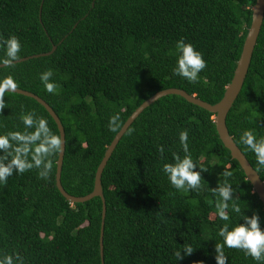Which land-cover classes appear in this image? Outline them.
Returning <instances> with one entry per match:
<instances>
[{"label": "trees", "instance_id": "trees-1", "mask_svg": "<svg viewBox=\"0 0 264 264\" xmlns=\"http://www.w3.org/2000/svg\"><path fill=\"white\" fill-rule=\"evenodd\" d=\"M255 0H0V39L16 36L20 58L48 55L0 67V79L11 76L18 88L45 100L65 132L61 170L63 188L75 196L93 190L96 169L115 136L109 119L121 124L147 98L166 88L184 89L210 104L218 102L230 82L252 19ZM183 39L202 53L206 68L197 83L175 75ZM0 48V59L4 57ZM53 72L59 94L40 80ZM0 134L27 131L21 115L35 112L54 119L37 100L6 92ZM23 106V109H21ZM234 142L264 182V168L241 143L245 130L264 137V18L243 85L226 116ZM119 139L101 175L106 204L103 228L104 264H216L215 245L222 242L213 193L223 183L234 189L242 213H256L264 229V205L237 160L222 143L214 114L180 95L167 94L147 106ZM188 130L193 161L202 171L200 192L175 189L162 171L173 153L184 156L179 133ZM165 149L163 158L157 146ZM2 154V153H0ZM57 156L47 180L36 169L13 173L0 187V260L19 254L24 264H102V200L70 202L55 183ZM259 168V170H257ZM238 197V199H237ZM229 201V228L243 223ZM190 245L181 261L174 253ZM227 264H264L243 251L225 247Z\"/></svg>", "mask_w": 264, "mask_h": 264}, {"label": "clouds", "instance_id": "clouds-1", "mask_svg": "<svg viewBox=\"0 0 264 264\" xmlns=\"http://www.w3.org/2000/svg\"><path fill=\"white\" fill-rule=\"evenodd\" d=\"M21 43L16 36H10L7 39H0V48L4 49V57L0 59V64L6 68H13L15 62L19 60L21 53ZM176 49L179 53L177 65L173 69L175 75H178L188 82L197 83L199 74L206 68L207 63L203 59L201 52L195 49L191 43H186L182 38L177 41ZM53 72L46 70L40 74V80L46 91L50 94H59V85L51 81ZM18 84L11 76L0 79V113L7 107L5 101L6 92H15ZM23 109V106H21ZM25 129H33L27 131H11L6 134H0V187L6 186L8 178L13 173L23 174L26 171L36 169L40 179L47 180L53 167V157L64 152L66 140L62 139L60 134H55L48 126V121L42 117L36 116L35 112H29L21 115ZM109 130L117 133L121 130L122 124L119 114H115L109 119ZM127 135H131L135 129L126 127ZM179 140L184 152L181 157L177 153H173V161L164 163L162 171L167 175L170 184L178 191L200 192L203 188L202 171H207V167H200L197 171V164L193 161L188 146V130L185 129L179 133ZM240 141L248 150L255 155L259 168H264V137L257 139L251 130H245ZM157 151L163 158L165 151L162 145L157 146ZM259 168L257 170H259ZM224 177L223 183L213 189L214 194H218L215 207L219 219L224 221L222 227L218 230V235L222 238V242L215 245V261L216 264H227V256L225 255V247L229 249H238L244 252L246 256H250L257 262H264V229L260 226V219L256 213L251 216L242 213L241 206L233 201V192L228 178L233 173L225 168L222 172ZM238 199V197H237ZM229 201H233L231 208L234 213L239 214L243 223H237L231 229L229 228L230 217L227 214ZM194 249L190 245H185L181 250H177L174 255L176 261H181L187 255H191ZM15 258L19 264H24L23 258L17 253ZM0 264H14L13 256L6 255Z\"/></svg>", "mask_w": 264, "mask_h": 264}, {"label": "water", "instance_id": "water-1", "mask_svg": "<svg viewBox=\"0 0 264 264\" xmlns=\"http://www.w3.org/2000/svg\"><path fill=\"white\" fill-rule=\"evenodd\" d=\"M251 10H252L251 23H250V26L248 27L247 34L245 36L242 50H241L239 59L237 61L233 76L230 82L227 84L222 98L218 102L214 104H210L207 101H204L198 98L197 96L188 93L184 89L175 88V87L162 89L154 93L152 96L144 100L129 115V117L122 124L121 130H119L115 134L112 141L107 146L104 152V155L96 169L93 190L90 193L83 195V196L72 195L63 188L62 183H61V170H62L64 152L58 155L57 161H56L55 183H56L58 190L61 192V194L70 202H84L95 196H99L102 200V216H101V232H100V254H101L102 264H104V260H103V228L104 227L103 226H104V218H105V212H106V204H105V199L103 196V189L101 185L102 171L109 157L111 156L113 150L115 149L119 139L124 134L123 131L126 129V127H129V125L143 111V109H145L151 103H153L158 98L164 95H167V94L180 95L183 98H185L187 101L197 104L198 106L214 114V123H215L217 133L222 143L229 150L231 158L238 161L240 167L244 171L246 178L249 180L250 184L252 185L254 192H256L259 199L264 205V182L260 178V175L257 173V171L254 169V167L250 164V162L248 161L244 153L241 151L238 145L234 142L226 126L227 113L230 110L234 100L236 99L238 93L241 90V87L243 85L244 79L246 77V74L249 68L252 53H253V50H254V47H255V44H256L260 29H261V25H262L263 18H264V0H255V3L252 6ZM55 48L56 46L53 45L51 50L47 52H41V53L24 56V57L19 58V60L16 62L24 61L29 58L48 55L52 53ZM2 66L3 65L0 64V67ZM15 93H19L25 96L32 97L35 100H37L40 104H42L44 108L48 111V113L51 115V117L54 119L57 125V128L59 130V134L61 135L62 139H65L64 128H63V125L58 115L55 113V111L51 108V106L45 100H43L38 95L28 90L21 89V88H18L15 91ZM64 151H65V145H64Z\"/></svg>", "mask_w": 264, "mask_h": 264}]
</instances>
